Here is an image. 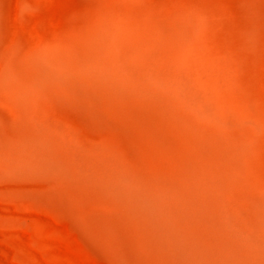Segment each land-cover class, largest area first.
Masks as SVG:
<instances>
[{
  "label": "rangeland",
  "instance_id": "obj_1",
  "mask_svg": "<svg viewBox=\"0 0 264 264\" xmlns=\"http://www.w3.org/2000/svg\"><path fill=\"white\" fill-rule=\"evenodd\" d=\"M0 264H264V0H0Z\"/></svg>",
  "mask_w": 264,
  "mask_h": 264
},
{
  "label": "bare ground",
  "instance_id": "obj_2",
  "mask_svg": "<svg viewBox=\"0 0 264 264\" xmlns=\"http://www.w3.org/2000/svg\"><path fill=\"white\" fill-rule=\"evenodd\" d=\"M193 54H194V53H193ZM188 56H189V55H188ZM194 58H195V57H194ZM197 59H198V56H197ZM185 61L187 62V60H185ZM198 61H199V60H198ZM198 61H196V62H198ZM194 64H195V63H194ZM198 65H199V64H198ZM190 67H191V66H190ZM192 67H193V65H192ZM198 68H199V67H198ZM201 68H202V67H201ZM186 69H187V68H186ZM193 69H194V68H193ZM196 69H197V68H196ZM206 69H207V68H206ZM206 69H205V70H206ZM198 70H199V69H198ZM187 71H188V70H187ZM202 71H203V70H202ZM208 71H209V70H208ZM188 72H189V71H188ZM194 72H195V71H194ZM199 72H200V71H199ZM203 72H205V71H203ZM192 73H193V71L191 72V74H192ZM195 73H198V72H195ZM205 73H206V72H205ZM199 74H200V73H199ZM202 74H203V73H202ZM194 75H195V74H194ZM210 75H211V73H210ZM210 75H209V76H210ZM195 76H197V74H196ZM201 76H202V75L200 74V77H201ZM197 77H198V76H197ZM198 78H199V77H198ZM206 78H208V77H206ZM193 79H194V78H193ZM195 79H197V78H195ZM195 79H194V80H195ZM203 79H204V76L202 77V79H200V81H202ZM194 80H192V81H194ZM192 81H191V82H192ZM204 81H205V80H204ZM211 81H212V79H211ZM186 82H187V81H186ZM191 82L188 81V83H191ZM205 82H207V80H206ZM209 82H210V81H209ZM212 82H214V81H212ZM212 82H211V83H212ZM192 83H194V82H192ZM195 83H196V82H195ZM197 83H198V80H197ZM202 84H203V85H202ZM209 84H210V83H209ZM180 85H181V83H180ZM186 85H187V84H186ZM192 85H193V84H192ZM204 85H206L207 87H202V86H204ZM212 85H213V84H212ZM200 86H201V87H200ZM209 86H210V85H209ZM209 86H208L206 83H204V82H203V83L200 82V84H199V89H200V88H201V89H202V88H205L206 90H204V92L207 91V93L205 92L204 97H206V95H207V97H209V96H211L212 94H214V93H213V92H214L213 86H211L212 89L209 88ZM186 87H187V86H186ZM193 87H194V86H193ZM191 88H192V87H191ZM207 88H209L210 90H207ZM197 89H198V88H197ZM199 89H198V90H199ZM184 90H185V89H184ZM184 90H183V91H184ZM211 90H212V91H211ZM188 91H190V90H188ZM188 91H187V92H188ZM210 91H211L212 93H211V95H208V93H209ZM202 93H203V91H202ZM191 94H192V93H191ZM185 95H186V94H185ZM187 95H188V94H187ZM214 95H215V94H214ZM214 95H213V98H214V100H215V96H214ZM191 97H192V96H191ZM204 97H203V98H204ZM197 99H198V98H197ZM207 99H209V98H207ZM210 99H211V98H210ZM192 100H193V99H192ZM200 100H201V99H200ZM211 100H212V99H211ZM194 101H196V100H194ZM197 101H198V100H197ZM205 101H206V100H205ZM211 102L214 104L215 101H211ZM209 103H210V102H209ZM206 104H207V103H206Z\"/></svg>",
  "mask_w": 264,
  "mask_h": 264
}]
</instances>
